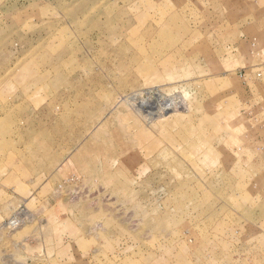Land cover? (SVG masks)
<instances>
[{"label": "rangeland", "instance_id": "rangeland-1", "mask_svg": "<svg viewBox=\"0 0 264 264\" xmlns=\"http://www.w3.org/2000/svg\"><path fill=\"white\" fill-rule=\"evenodd\" d=\"M45 72L76 174L7 210L0 124V264H264V0H0V102Z\"/></svg>", "mask_w": 264, "mask_h": 264}, {"label": "crops", "instance_id": "crops-1", "mask_svg": "<svg viewBox=\"0 0 264 264\" xmlns=\"http://www.w3.org/2000/svg\"><path fill=\"white\" fill-rule=\"evenodd\" d=\"M40 76L39 78H29L31 80L27 85L18 81L21 79V77L16 76L15 80H17V82L15 84V93L20 95L21 100L12 104L0 102V124L23 127V136H21V139L18 140V138H16V141L13 140L14 142L5 139V141H7L9 144L23 143L24 145L23 149L21 147L15 146L14 151L7 154L9 157L7 173H12L15 175L22 174L23 176L21 180H17V183L14 187L18 188V186L21 185L27 189V193L25 195H13L14 201L7 204V210L9 209L13 213L22 205L27 204V200L33 194V191H40L46 188L48 184L51 186L57 185L58 183H61L63 179L76 174L74 164L70 159L59 158L58 151L54 154H49L46 150V144L44 141L45 133L43 132V128L46 123L42 118L43 103L31 99L25 100L24 98L26 94L30 97V94L32 93L31 87L34 85L35 88H37L36 90H40L39 92L42 91L43 86L45 87L47 85V72L44 73L43 84L42 78ZM4 78L5 75L3 74L0 76V81H2ZM33 79H35L34 82L32 81ZM37 81H39L38 84ZM10 84H12V82L6 84V89L10 86ZM6 89H0V94H2V96H4ZM36 96V98H38L40 101L42 97L40 95ZM3 111L5 112L2 114ZM12 111L21 112L12 114ZM25 143L28 144L25 145ZM10 157H13L16 164L12 163V166H10ZM15 159L21 160L17 162ZM0 189L6 190L8 187L2 186L0 181ZM15 199H18L17 202ZM10 204H13L12 208L9 207L11 206Z\"/></svg>", "mask_w": 264, "mask_h": 264}, {"label": "built area", "instance_id": "built-area-1", "mask_svg": "<svg viewBox=\"0 0 264 264\" xmlns=\"http://www.w3.org/2000/svg\"><path fill=\"white\" fill-rule=\"evenodd\" d=\"M73 181H74V178L69 180V182H73ZM22 223H23V219L18 214H16L14 217H11L10 219H8L5 222V225L8 228L15 229L19 227Z\"/></svg>", "mask_w": 264, "mask_h": 264}, {"label": "bare ground", "instance_id": "bare-ground-1", "mask_svg": "<svg viewBox=\"0 0 264 264\" xmlns=\"http://www.w3.org/2000/svg\"><path fill=\"white\" fill-rule=\"evenodd\" d=\"M162 99V98H161ZM171 101V100H170ZM180 102H181V99H180ZM136 103V102H135ZM172 103V102H171ZM140 104V103H139ZM138 103H136V104H134L133 105V109L135 110V111H138V109L139 108H141V106L139 107L138 105H139ZM180 105V104H179ZM168 106V105H167ZM171 106V105H170ZM166 107V106H165ZM174 108V107H173ZM179 108H181V107H179ZM176 109V108H175ZM159 110H162V113H161V111H158V112H155V113H150L151 114V120L154 118V116H156V114L158 113V115H164L165 113H167V112H169L168 110H169V108H161V109H159ZM160 112V113H159ZM165 112V113H164ZM143 113V112H142ZM149 116V115H148ZM150 119V118H149ZM21 216H23V215H21ZM23 218V217H22ZM17 229V228H16Z\"/></svg>", "mask_w": 264, "mask_h": 264}]
</instances>
